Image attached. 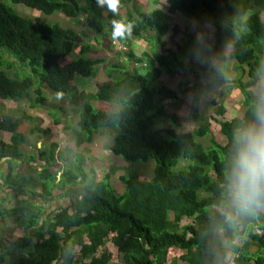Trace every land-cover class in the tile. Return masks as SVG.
I'll return each mask as SVG.
<instances>
[{"label": "trees", "instance_id": "16d2710c", "mask_svg": "<svg viewBox=\"0 0 264 264\" xmlns=\"http://www.w3.org/2000/svg\"><path fill=\"white\" fill-rule=\"evenodd\" d=\"M12 2L45 15L59 12L70 19L83 15L86 26L97 35H105L109 28L114 32V24L103 22V10L97 0ZM132 3L136 8L129 11L128 23L118 12H111L109 20L118 18L116 21L126 26L130 23L135 36L151 45L157 40L158 49H165L146 50L140 55L131 49L127 52L128 61L136 67L114 65L107 71L113 80L98 84L95 93H87L78 87L76 75L95 77L98 66L107 59L86 56L89 43L83 45L78 55H72L79 40L73 30L45 23L42 17H23L0 2V100H27L29 108L39 109L51 94L65 95L66 99H73L72 103H76V98L81 106L77 127L71 132L76 147L94 143L109 130L114 137L111 150L115 156L129 163L156 161L149 181L136 172L123 176L126 189L120 194L110 182L111 175L98 181L95 170L86 172L79 157L73 169H63L61 165L66 160L58 151L59 143L49 141V128L35 126L24 131L21 118H13L0 109V130L11 133L8 139L0 137L2 187L13 188L17 184L19 171L14 173L12 162L17 163L18 169V163L25 158L28 165L36 161V153L27 157L26 150H31L29 137L38 133L48 139L37 155L44 164L42 170L36 171L43 192L30 190L42 204L32 201V208L20 207V213L25 214L21 224L32 228L31 235L35 238L24 236L15 242L16 247L29 251L11 264H112L114 255L107 247L109 241L123 259L119 264H178L177 260H181L180 264H227L232 255L237 256L238 264H264V212L260 209L264 196L249 200L241 195L232 215L226 211L230 188L237 193L240 189L243 135L250 129L264 127V87L260 85L264 81V0H168L172 11L205 20L215 29L213 44L207 49L220 59V64L203 66L201 75L208 84L221 87L226 83L227 67L222 61H236V72L240 73L235 84L243 95L246 111L241 117L220 122L227 141L223 144L212 137L209 149L197 140L212 133L206 115H202L205 122L194 130L179 131L172 125L155 128L167 111L163 104L156 103L161 92L154 84L162 77L163 69L174 72L175 59L180 64L179 70L184 64L177 51L166 48L165 37L169 33L166 12L160 8L143 11L139 0H120V5L127 7ZM250 11L253 13L247 17ZM128 35L126 31L117 37L131 45ZM225 50H229L227 56ZM178 51L184 53L180 48ZM3 67L16 73L30 68L34 78L13 79ZM147 69L150 71L145 75L140 73ZM168 92V96L175 97L172 90ZM201 100L195 95L194 111L197 112ZM91 101L107 102L117 108L111 111L95 108ZM211 105L216 106L219 114L226 112L224 102L219 103L216 98ZM59 116L53 115L57 124L61 122ZM4 163L8 164L6 174L1 173ZM51 167L58 170L53 172ZM59 172L62 173L58 179ZM33 182L36 184L31 178L29 183ZM54 185L59 187V195L53 194ZM76 185H81L80 196L68 192L67 187L72 190ZM20 194H25V190ZM55 200L67 204L48 214L45 205ZM220 231L226 241L220 238ZM251 246L258 247L257 255L251 254ZM171 251L184 254L170 260Z\"/></svg>", "mask_w": 264, "mask_h": 264}, {"label": "rangeland", "instance_id": "374dc122", "mask_svg": "<svg viewBox=\"0 0 264 264\" xmlns=\"http://www.w3.org/2000/svg\"><path fill=\"white\" fill-rule=\"evenodd\" d=\"M0 2H3L5 5L11 6L23 17H42L45 23L59 24L63 28H70L71 30H73L78 35L79 40L78 45L73 50L72 55H78L83 45H85V43H89L90 48L85 53L86 56H89V58H95V56H99V58L107 59V62L98 66L97 75L95 77L84 78L82 76L76 75L75 82H77L78 87L83 89L87 93H95L98 84L113 80V78H111L107 74V71L113 68L114 65H117L121 68L128 67L129 65L131 68L132 65V69L135 68L136 66L134 64L127 61V52H129L131 49H134L138 53V55L146 50H152L151 52H155V50L163 51L165 49L164 47H160L158 49L159 44L157 43V40L152 45L148 44L145 39L135 36L132 30L129 33V38L132 40L131 45L124 44L123 42L120 43L118 39L116 40L117 36L113 35V32H111V28L106 30L105 35H97L96 32H93L86 26L85 16L83 15L75 19H70L59 12L53 15H45L42 12L27 7L23 4H15L12 2V0H0ZM165 4H167L166 0H164V2H162V0H139V5L141 6V9L143 11H152L155 9H159L160 7L169 10L171 4ZM101 8L103 10V22H107V24L109 25L115 24L114 22H117L116 20H118V18L109 20L110 11L107 9V5H104ZM135 8L136 5L133 3L128 7L126 5H120L118 14L121 16H125L126 19L123 20L127 21L128 23L129 16L127 14L130 10L135 11ZM252 13L253 11H250L247 17H249V15H251ZM179 16L180 17H178L177 14L175 16H170V43L175 44L173 46H179L180 50H184L183 54L187 55L188 58L186 60V63H183L184 65L182 66L181 70H179V67H177L180 64L176 59V66L173 73H168L165 69H163V75L161 77L162 81L159 80L160 83L156 84V86L154 87L156 90H163L164 88H168V90H172L175 93V97L170 95L168 96V91L165 93H163L162 91L158 95V101L156 103L157 105L164 104L167 114L164 117L159 118L155 128L162 129L163 127L172 125L179 131L194 130L198 128L199 125L205 122L202 119L201 112H199L202 110L204 112V115L208 117V121L211 123L212 133L205 137H197V140L204 143L206 149H209L210 147L208 146L210 145L212 137H215L219 142L223 144H225L227 141L226 137L221 133L220 122L224 121L225 119L237 117L239 115L243 116L246 111V106L243 104V95L241 94L240 89L235 84V80H238L240 73L232 70V65L230 64L228 67L225 66L227 67L226 70L228 72L227 81L223 86L218 87L217 85L214 86L213 84H208L207 80L201 75V77H198V80L193 86L195 89V94L194 92H191L190 94H188L187 92H183L185 89V85L191 82L189 80L190 75L197 74V68L199 70H202L205 64L214 66L217 62L215 59L217 58H215V56L212 55L207 49L208 46H210L209 44H213L212 34L215 32L214 27L211 24H208L205 20L198 21L191 19V21H189V19H184L182 15ZM180 18H182L181 21H179ZM182 22H184V24ZM203 32H206L205 34L208 35L207 38H205ZM145 36L148 37L149 33H147ZM153 36L154 38H156L157 35L154 33ZM165 53L168 54V51L165 50ZM178 53H181V51H178ZM225 54L228 55L229 50H225ZM180 60L182 59L180 58ZM218 61H220V59ZM222 62L223 65L228 64L227 61ZM233 62L236 61L233 60ZM190 64H192L191 67L189 66ZM28 69L30 68L20 70L18 73H16L14 70L6 71V69L3 67V70L8 73L9 77L17 80H22L27 76H31L34 78V75L30 71L31 69ZM147 71L150 70H141L140 73L145 75ZM37 82L39 83V81L36 79V86ZM260 85L264 87L263 80L260 81ZM34 89L31 91V94H34ZM255 92H257L256 89ZM195 95H199V97L203 98V101L201 100V107L198 106L201 110L198 111L197 108V112L194 111L196 103ZM224 96H226L225 99ZM66 97L67 96L65 95H48L49 101L39 109L29 108L30 103L27 100L17 102L0 100V109L3 113L9 114L13 118H21V129L24 131L28 132L29 129L35 126L49 128L51 134L49 141H57L59 143L58 151L60 153H63V156L66 160L65 164L62 163L63 165H61L63 169H67L68 167L69 169H73L74 165L78 164L77 157H79L82 161L83 166L85 167L86 172H90L91 169L95 170L98 181H101L105 179L106 176L111 175L112 178L110 182L120 194H123L126 189V184L122 180L123 176H131L132 173L136 172L144 181H149L153 177V170L156 165L155 160H150L148 163H129L123 158L114 155L111 150V144L114 141V137L109 130L105 135H99L94 143H85L83 146L76 147L71 140V132L73 128L77 127L76 123L77 119L79 118L81 106H79V102L76 98H74L76 103H72L71 101L73 99H66ZM215 98L219 103L224 102V106H229V109L225 106L226 112L223 115L216 112V106L211 105V101ZM90 103L95 108H102L108 111L117 108L116 106H113L107 102L91 101ZM59 108L63 110H59ZM54 114L60 115L59 118L61 122L59 124L55 122V118L53 117ZM67 126H69V128ZM10 134V132L0 130V137L2 139H8ZM46 140L48 141L45 134L41 135L37 133L29 137L28 145L31 150H26V153L27 157L32 155V152L36 153V157L38 160L36 159L34 163H31L36 167V169L30 168V165L27 164L28 162L26 158L25 160H22L20 162V165L24 163L27 166L28 170H26L25 167H22V169L20 168L19 170V168L17 169L16 167L17 163L12 162L14 173H16V170L19 171L17 175L12 173V175L20 176L15 179L17 183L16 188L19 190V193L25 190V194L30 197L33 196L31 195L30 190H35L38 194H42L43 191L41 189L40 183L38 182L36 171L42 170L44 164L43 161L40 160L41 156L37 155H39L40 149L44 147V144H46L44 142ZM51 169L53 172L58 170V168L55 167H51ZM4 170L5 167L3 165L1 168V173H4ZM31 171L32 175L30 174ZM61 173L62 172L57 173L58 179L61 177ZM31 178L35 181L36 184H34V182L32 184L29 183ZM0 184H2L1 179ZM52 189L54 195L60 194L59 187L55 188L54 185ZM67 189L68 192L71 191L70 193H74V196H80L82 192L81 185L74 186L72 190L71 187H67ZM228 195L230 199L226 211L232 215V210H234L238 204V196L237 192L234 191V188H230ZM28 200L29 201L25 202V204L23 205L29 206V208H32V201H41L36 196H33V199ZM54 203L57 208L64 204H67L65 201L57 200H55ZM260 209L262 212H264V206L260 207ZM25 211L28 214V211ZM184 222L188 221L186 220ZM220 234V238L226 241L224 232L220 231ZM8 241L9 239H4L3 244L9 251V247L6 246V244H8ZM107 247L114 255L112 264H119L123 259L119 255L117 247H115L110 241L108 242ZM18 249L19 248H17V251ZM25 252H28V248H20V256H22ZM251 252H253L254 255H257L256 253L259 252L258 247L251 246ZM183 254L184 253H181L179 251H171L169 259H176L178 255L181 256ZM177 263L180 264L182 262L181 260H177Z\"/></svg>", "mask_w": 264, "mask_h": 264}, {"label": "crops", "instance_id": "0c3cea01", "mask_svg": "<svg viewBox=\"0 0 264 264\" xmlns=\"http://www.w3.org/2000/svg\"><path fill=\"white\" fill-rule=\"evenodd\" d=\"M162 2H164V0H162ZM166 2H167V4H165V5H168L169 4L168 0H166ZM160 9H162L164 12H166L167 17H168L167 18L168 19L167 20L168 25H169L170 16H175L176 14L178 15V17H180L179 15H182V17L184 19H189V21H191V19H192V18H189L187 16H184L183 14H181L179 12L172 11L171 9L166 10L163 7H160ZM110 13H109V16H110ZM169 14H172V15H169ZM121 17L126 19L125 16H121ZM181 20H182V18L179 19V21H181ZM112 22H114V21H112ZM114 23H116V22H114ZM182 23L184 24V22H182ZM182 23H180V24H182ZM170 33L171 32H170V27H169V33L167 34V37H165L166 42H167L166 48H172L178 52V49L180 47L179 46L178 47L173 46L175 44L170 43V38H169ZM128 36H130V34ZM117 39L120 41V43H122L120 38L116 37V40ZM179 54H180V58L182 59L183 63L185 64L188 56L184 55L182 52ZM179 54H178V56H179ZM181 54H182L183 58H182ZM214 56H215V58H217L216 55H214ZM215 60L217 61L216 64L219 65L220 64V61H218L219 59L217 58ZM226 61L228 62V64L226 66L228 67L231 64L232 65L231 69L236 72L235 63L231 60H226ZM195 68H197V67H195ZM130 69H132V65H131ZM201 71L202 70H199L197 68V74H191L190 75L189 80L191 82L189 84L185 85V89L186 88H189V89L194 88L193 86H194L195 82L198 80V77H201ZM225 72L227 73L228 71L226 70ZM159 80L162 81L161 78ZM159 80L154 84V87L156 86V84L160 83ZM179 81H181V80H179ZM157 91L162 92V90H157ZM167 91H168V88H164L163 93H165ZM183 92H185V91H183ZM191 92L192 91H187L188 94H190ZM194 94H195V92H194ZM225 97L226 96H224V99H225ZM202 101H203V98H202ZM225 106L229 109V106H227V105H225ZM164 107H165V105H164ZM199 107H201V105H199ZM199 107H198V111L201 110V109H199ZM199 112H201V116L204 115V112L202 110ZM239 116L241 117V115H239ZM18 165H19L18 166L19 170H20V168L22 169V167H25V169L28 170L27 166L24 163L22 165H20V162H19ZM30 166H33V165L30 164ZM6 167H8V165H6ZM6 167L4 170V174H6V170H8V169H6ZM18 177H20V176H18ZM28 199H33V196L29 197V196H27V194H20L19 190L16 188V186L13 188L0 186V242H1L0 243V264H11V263L15 262L16 260L20 259V257H21L20 256V247H16V245H15V242L20 237H24V236L33 237L34 236L33 238H35V235H31L32 234V228L31 229L24 228V226L21 224L22 220L25 218V214L22 212L20 213V207L24 206L23 204H25V202L29 201ZM34 201H36V200H34ZM35 203L36 204H42L39 201H37ZM56 208H57V206L55 205L54 202H48L45 205V209L48 211V214H50L51 211H53ZM39 225H37V227ZM6 231H8V232H6ZM4 239H9L8 244H6V246L9 247V251H8V249L5 248V246L3 244ZM17 248H19L18 251H17ZM28 251H29V249H28ZM250 252H251V248H250ZM27 253L25 252L23 255H26ZM251 253H253V252H251Z\"/></svg>", "mask_w": 264, "mask_h": 264}, {"label": "clouds", "instance_id": "9594fccd", "mask_svg": "<svg viewBox=\"0 0 264 264\" xmlns=\"http://www.w3.org/2000/svg\"><path fill=\"white\" fill-rule=\"evenodd\" d=\"M100 7L107 5V9L116 14L120 8V0H97ZM132 25L114 24V36H123L131 32ZM244 148L240 154L239 182L240 189L237 196L246 195L249 200L264 196V127L250 129L243 135Z\"/></svg>", "mask_w": 264, "mask_h": 264}, {"label": "built area", "instance_id": "2783aa9c", "mask_svg": "<svg viewBox=\"0 0 264 264\" xmlns=\"http://www.w3.org/2000/svg\"><path fill=\"white\" fill-rule=\"evenodd\" d=\"M236 257H237V256H234V255L229 256V258H228V260H227V264H238V263L236 262V260H235Z\"/></svg>", "mask_w": 264, "mask_h": 264}, {"label": "flooded vegetation", "instance_id": "af4514ba", "mask_svg": "<svg viewBox=\"0 0 264 264\" xmlns=\"http://www.w3.org/2000/svg\"><path fill=\"white\" fill-rule=\"evenodd\" d=\"M3 165H4V167H6V165H8V164L4 163ZM17 171H18V170H17Z\"/></svg>", "mask_w": 264, "mask_h": 264}]
</instances>
